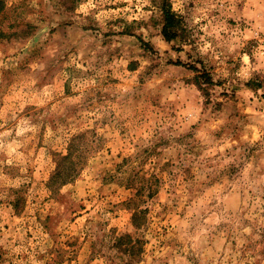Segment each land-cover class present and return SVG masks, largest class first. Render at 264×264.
Segmentation results:
<instances>
[{
  "label": "rangeland",
  "instance_id": "1",
  "mask_svg": "<svg viewBox=\"0 0 264 264\" xmlns=\"http://www.w3.org/2000/svg\"><path fill=\"white\" fill-rule=\"evenodd\" d=\"M0 264H264V0H0Z\"/></svg>",
  "mask_w": 264,
  "mask_h": 264
},
{
  "label": "trees",
  "instance_id": "2",
  "mask_svg": "<svg viewBox=\"0 0 264 264\" xmlns=\"http://www.w3.org/2000/svg\"><path fill=\"white\" fill-rule=\"evenodd\" d=\"M164 14H165L164 18H165L166 24L162 29L163 36L168 37L170 39L175 38L176 37L175 32L168 31V27L176 24L178 21L176 20L174 14H171L168 11H165Z\"/></svg>",
  "mask_w": 264,
  "mask_h": 264
}]
</instances>
